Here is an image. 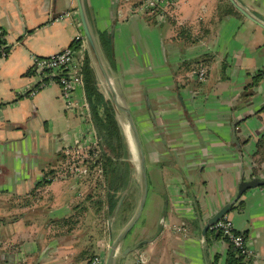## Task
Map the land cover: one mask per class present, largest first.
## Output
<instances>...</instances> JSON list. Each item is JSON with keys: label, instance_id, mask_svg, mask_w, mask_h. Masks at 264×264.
Listing matches in <instances>:
<instances>
[{"label": "crops", "instance_id": "crops-1", "mask_svg": "<svg viewBox=\"0 0 264 264\" xmlns=\"http://www.w3.org/2000/svg\"><path fill=\"white\" fill-rule=\"evenodd\" d=\"M81 1L147 171L142 212L111 264L140 255L142 264H227L228 242L204 227L242 177L264 178V159L253 156L259 142L264 152V29L228 0H173L164 15L137 10L141 0ZM236 2L264 23V0ZM80 34L76 0H0V264H86L92 254L105 264L108 224L116 236L127 223L114 222L117 205L110 213L90 179L52 177L67 149L93 138L81 88L72 109L56 81L29 93L39 81L33 57ZM200 65L204 82L191 75ZM116 118L129 155L117 171L124 187L109 195L132 190L136 208L137 151L126 118ZM44 176L50 182L32 192ZM226 216L252 250L245 264H264V191L247 189Z\"/></svg>", "mask_w": 264, "mask_h": 264}, {"label": "built area", "instance_id": "built-area-1", "mask_svg": "<svg viewBox=\"0 0 264 264\" xmlns=\"http://www.w3.org/2000/svg\"><path fill=\"white\" fill-rule=\"evenodd\" d=\"M141 0L137 6V10L148 13H159L164 15L162 9L163 5L168 7L173 3V0ZM74 40L81 42V50L75 51L70 46L51 54L46 57H33L34 72L39 75V81L29 91L34 93L37 90L47 86L56 81L60 86L61 98L63 99L66 108L72 109L77 106V101L74 97L75 89L81 88V100L86 110V117L84 119L89 122L92 127V120L89 114V108L84 91L83 79V50L86 45L84 36L77 35ZM7 48L0 43V57L6 54ZM191 75L200 82L206 81L207 69L204 65H200L191 71ZM55 77H58L56 79ZM93 134L92 140L88 142L78 141L72 147L66 150V158L64 162L53 173V179H90L93 186L98 189L100 193L104 191V166L102 159V150L99 143V138L95 134L94 128H91ZM264 191V185L259 186ZM211 228L220 233L226 241L240 250L245 255H251L252 250L247 246L245 237L242 233L233 229L230 219L225 215L214 223ZM142 255L138 256V260L134 264H142ZM86 264H103V257L99 254H92Z\"/></svg>", "mask_w": 264, "mask_h": 264}, {"label": "trees", "instance_id": "trees-1", "mask_svg": "<svg viewBox=\"0 0 264 264\" xmlns=\"http://www.w3.org/2000/svg\"><path fill=\"white\" fill-rule=\"evenodd\" d=\"M103 38V37H102ZM1 43V39H0ZM104 48L107 49L109 43L104 39ZM69 46L75 51L81 50V42L79 40H73ZM83 79H84V91L88 107L90 110L91 120L95 127L97 136L99 138V143L102 150L103 168H104V191L102 196L109 204V212L112 213L115 209L118 199L114 198V195H109L112 190L114 192L123 189V179L118 178L117 171L124 168L119 164L120 158H126L129 155L128 146L124 134L122 132L121 126L116 118V113L112 102L105 97L104 93L98 86L97 77L94 68L91 64V60L87 50H83ZM58 79V77H55ZM2 103H0V106ZM264 141V136L261 139ZM260 140V141H261ZM262 142L257 145V150L254 153V157L258 155L256 161L260 162L264 159V152L260 153V146ZM53 169L46 172V175H51ZM111 174V175H109ZM121 179V180H120ZM50 179L45 176L39 180L32 192L37 189V187L49 183ZM112 197V198H111ZM133 191L130 190L124 197L121 205L116 212L114 222H120L125 224L132 216L135 204L133 201ZM103 200V199H102ZM102 200L99 198L97 200V205L100 207ZM216 232V231H214ZM221 236L220 233H217ZM228 242V241H227ZM229 244L227 251V264H245L247 263V255L240 252L239 249Z\"/></svg>", "mask_w": 264, "mask_h": 264}, {"label": "water", "instance_id": "water-1", "mask_svg": "<svg viewBox=\"0 0 264 264\" xmlns=\"http://www.w3.org/2000/svg\"><path fill=\"white\" fill-rule=\"evenodd\" d=\"M240 13H242L246 18H248L250 21L255 23L256 25L262 27L264 29V23L257 19L254 15H252L248 10H246L242 5L238 4L236 0H228ZM76 7H77V15L80 22L81 30L85 39V43L87 46L88 54L91 60V64L94 67V70H97L101 77H102V83L106 90L105 97L108 98L113 106L115 113L118 110L121 112L124 117L126 118V122L129 126V132L132 136V140L134 142L137 156H138V163H139V169H140V175H141V195L140 200L135 208L132 216L127 221V223L122 227L120 232L114 236L112 232V227L110 224H108V234H109V240L111 242L109 252L107 255L106 263L105 264H111L112 258L114 253L116 252L119 245L122 243L124 238L126 237L127 233L132 229L135 222L140 217V214L142 212L147 190H148V180H147V171L146 166L144 162V154L142 150V146L139 140L138 132L136 130L134 121L129 114V111L125 109L121 104L119 103L117 99V95L115 93V90L113 88L112 82L104 68L103 62L101 60L96 41L94 39V36L90 30L88 21L85 17L83 5L81 0H76ZM261 185H264V178L259 177H253L252 179L246 180L243 177L239 180L238 186H237V193L234 199L231 201L225 203L223 206L220 207L215 213H213L206 221V225L204 227V230L211 227L214 223H216L219 219H221L223 216H225L230 209L232 208V205L235 203V201L247 190L254 187H259ZM124 198V195H122L117 203V207L121 205V202ZM218 232H216L217 234Z\"/></svg>", "mask_w": 264, "mask_h": 264}, {"label": "rangeland", "instance_id": "rangeland-1", "mask_svg": "<svg viewBox=\"0 0 264 264\" xmlns=\"http://www.w3.org/2000/svg\"><path fill=\"white\" fill-rule=\"evenodd\" d=\"M95 74H96V77H97V81H98V86H99V88H100L101 91L106 95V90H105V88H104V86H103V83H102V77H101L100 73H99L97 70H95ZM97 187H98V189L100 188L99 185H97ZM94 188H95V187H94ZM134 229H136V228H134Z\"/></svg>", "mask_w": 264, "mask_h": 264}]
</instances>
